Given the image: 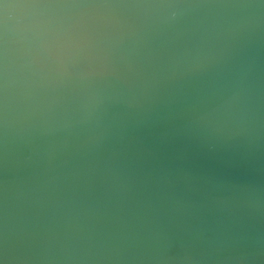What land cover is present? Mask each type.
Masks as SVG:
<instances>
[{
    "label": "water",
    "instance_id": "95a60500",
    "mask_svg": "<svg viewBox=\"0 0 264 264\" xmlns=\"http://www.w3.org/2000/svg\"><path fill=\"white\" fill-rule=\"evenodd\" d=\"M0 264H264V0H0Z\"/></svg>",
    "mask_w": 264,
    "mask_h": 264
}]
</instances>
